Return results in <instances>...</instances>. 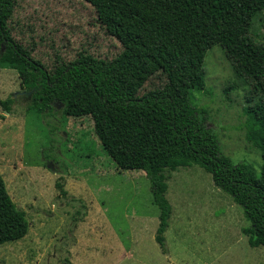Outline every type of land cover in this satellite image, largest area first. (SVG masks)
<instances>
[{
  "label": "rangeland",
  "instance_id": "rangeland-1",
  "mask_svg": "<svg viewBox=\"0 0 264 264\" xmlns=\"http://www.w3.org/2000/svg\"><path fill=\"white\" fill-rule=\"evenodd\" d=\"M9 24L49 71L80 53L112 59L122 49L85 0H16ZM251 35L264 42V10ZM207 41L166 64L139 94L167 87L192 98L223 153L259 170L260 152L244 129L245 110L254 104L250 86L236 81L239 86L223 92L238 76L225 51ZM35 91L21 85L13 64L0 63V172L30 223L24 239L0 246V264H264V246L251 247L242 231L250 226L243 209L199 165L165 170L173 211L164 254L155 239L160 211L146 173L117 167L91 116L68 117L60 102L41 112Z\"/></svg>",
  "mask_w": 264,
  "mask_h": 264
},
{
  "label": "trees",
  "instance_id": "trees-1",
  "mask_svg": "<svg viewBox=\"0 0 264 264\" xmlns=\"http://www.w3.org/2000/svg\"><path fill=\"white\" fill-rule=\"evenodd\" d=\"M95 7L100 23L122 49L103 59L80 53L72 62L58 61L49 71L18 42L9 24L16 0H0V63L19 70L21 85L33 94L41 112L64 105L68 117L91 116L97 137L120 170H142L159 208L155 239L165 254V233L172 215L165 170L199 165L214 184L241 206L250 226L242 229L251 247L264 246V42L256 41L252 25L264 0H85ZM218 44L235 67L238 80L250 86L245 110L246 138L261 155L259 170L248 162L234 163L223 153L203 109L167 87L139 92L156 72L190 50ZM38 82L41 83L38 87ZM7 112L8 101L3 103ZM60 193L68 195L61 183ZM30 223L12 199L0 172V246L24 239ZM69 264H72L69 262Z\"/></svg>",
  "mask_w": 264,
  "mask_h": 264
},
{
  "label": "crops",
  "instance_id": "crops-1",
  "mask_svg": "<svg viewBox=\"0 0 264 264\" xmlns=\"http://www.w3.org/2000/svg\"><path fill=\"white\" fill-rule=\"evenodd\" d=\"M162 250V249H161ZM163 252V251H162ZM164 253V252H163ZM165 254V253H164Z\"/></svg>",
  "mask_w": 264,
  "mask_h": 264
}]
</instances>
